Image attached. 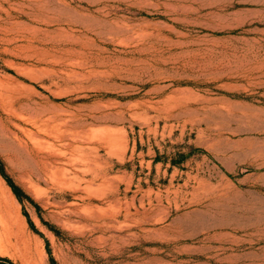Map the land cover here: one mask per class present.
Segmentation results:
<instances>
[{
  "label": "rangeland",
  "instance_id": "1",
  "mask_svg": "<svg viewBox=\"0 0 264 264\" xmlns=\"http://www.w3.org/2000/svg\"><path fill=\"white\" fill-rule=\"evenodd\" d=\"M0 162L14 264H264V0H0Z\"/></svg>",
  "mask_w": 264,
  "mask_h": 264
},
{
  "label": "trees",
  "instance_id": "2",
  "mask_svg": "<svg viewBox=\"0 0 264 264\" xmlns=\"http://www.w3.org/2000/svg\"><path fill=\"white\" fill-rule=\"evenodd\" d=\"M0 170H1V173L2 175L4 176V178L7 180L8 184L11 186L12 190L14 191V193L20 198L22 199V190L18 187V185H16L12 179L5 173L4 169H3V166L0 162ZM30 198V197H29ZM30 224L32 226L33 225V222L31 220H29ZM48 251H50L49 247H48ZM0 264H14L9 258L7 257H1L0 256Z\"/></svg>",
  "mask_w": 264,
  "mask_h": 264
}]
</instances>
